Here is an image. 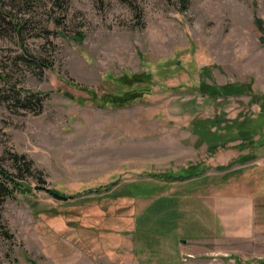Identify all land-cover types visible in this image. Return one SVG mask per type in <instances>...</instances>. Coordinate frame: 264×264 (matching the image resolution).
<instances>
[{
    "label": "rangeland",
    "instance_id": "374dc122",
    "mask_svg": "<svg viewBox=\"0 0 264 264\" xmlns=\"http://www.w3.org/2000/svg\"><path fill=\"white\" fill-rule=\"evenodd\" d=\"M0 167V264H181L249 199L264 238V0H0Z\"/></svg>",
    "mask_w": 264,
    "mask_h": 264
},
{
    "label": "crops",
    "instance_id": "0c3cea01",
    "mask_svg": "<svg viewBox=\"0 0 264 264\" xmlns=\"http://www.w3.org/2000/svg\"><path fill=\"white\" fill-rule=\"evenodd\" d=\"M251 202L252 199H249L248 202H239L233 206L231 212L225 218L223 216L219 218L215 234L207 236V239H197L193 243L188 241L186 243L185 241L182 248L178 250L181 264H198L199 262L208 261L209 255L236 253L234 245L241 241L249 240L251 246L257 244L262 246V243H264L263 236H259L257 241L253 239L257 232L254 229L252 231L247 219L252 208ZM241 207L243 211H240ZM186 257L187 260L185 261L184 258ZM136 264H139V262L137 261Z\"/></svg>",
    "mask_w": 264,
    "mask_h": 264
},
{
    "label": "trees",
    "instance_id": "16d2710c",
    "mask_svg": "<svg viewBox=\"0 0 264 264\" xmlns=\"http://www.w3.org/2000/svg\"><path fill=\"white\" fill-rule=\"evenodd\" d=\"M123 83H125V82L123 81ZM121 92H124V93H122V95H124V96L127 95V97L124 99L125 101H128L130 99H134V98L138 97V96H136V97L130 98L129 95H128L129 91H125L124 90V91H121ZM15 156L17 157L18 155H15ZM25 158L26 157L24 155H20V157L16 158L17 161L19 163H21V167L19 166V169L22 172L31 170V163H30V161L25 160ZM17 178H23V177H20L19 174L13 175V174L9 173V171H7L5 168L0 167V223L2 221L1 210H2L3 204H4L5 200H6V198L11 196V195H13V193H14V191L10 187L9 181H7V179L8 180H10V179L13 180V179H17ZM49 190L51 191V189H49ZM52 191H53V193L55 195L62 196V194L56 192L55 190H52ZM6 233H7V231H6Z\"/></svg>",
    "mask_w": 264,
    "mask_h": 264
}]
</instances>
